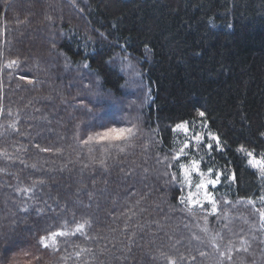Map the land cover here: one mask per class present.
I'll return each instance as SVG.
<instances>
[{"label":"trees","instance_id":"16d2710c","mask_svg":"<svg viewBox=\"0 0 264 264\" xmlns=\"http://www.w3.org/2000/svg\"><path fill=\"white\" fill-rule=\"evenodd\" d=\"M97 92L107 119L140 130L124 152L83 143ZM182 122L203 141L177 161ZM241 146L264 153V0H0V234L35 245L87 220L64 254L89 251L67 264H264V178ZM192 159L219 177L215 214L179 202L171 174ZM217 233L222 249L251 247L219 261Z\"/></svg>","mask_w":264,"mask_h":264},{"label":"snow or ice","instance_id":"6c2138e0","mask_svg":"<svg viewBox=\"0 0 264 264\" xmlns=\"http://www.w3.org/2000/svg\"><path fill=\"white\" fill-rule=\"evenodd\" d=\"M18 64V61L12 60L9 62L7 67H12ZM87 67V65H85ZM21 79H25V77H21ZM32 81L29 80V83ZM97 100L93 107H88V112L92 114L93 119L96 121L95 124L91 125L94 131L91 134L87 135V139L83 140V143L86 145H91L95 143L100 147V149L107 153L112 149H116L119 152H124L126 145H130L139 134V128L136 124L129 122L130 126H118L117 122L109 120L106 118V114L104 113V96L103 93H96ZM94 108L96 110H94ZM11 115V113H9ZM198 115L203 118L205 113L203 111H198ZM205 125H201L204 127ZM9 127L15 128V124H10ZM173 131L183 130L185 134L189 133V123L182 122L175 125L172 129ZM209 136L216 141V146H220V141L218 137L213 136L212 133H208ZM203 139V133H197L194 130V126L192 129V135L189 138L186 135L185 141L183 142V146L179 148L176 156L173 157L175 160H179L181 155L187 156L188 153L185 151L189 147L190 140H194L196 142L197 147L201 146V141ZM207 148L212 149V143H207ZM47 151V149H43ZM239 152L244 153L250 159L248 160V164L257 169L261 178H264V153L260 154L259 159L255 158L254 153L252 151L247 150L243 146L237 149ZM103 163V161H101ZM172 165L169 164V167ZM178 169L181 171L182 179L178 181V177L175 173L171 174V180L173 182H179L182 185H187L189 188H195V191H189L186 195H180L178 197L179 202L185 205H196L201 209L204 208L205 202L211 205V213L215 214L217 210V201L214 195L208 190V186L215 185L219 182V177L216 179H212L210 176L206 175L204 172L200 170V160L192 159L189 164L178 163ZM212 168H208V173H212ZM198 174V181L193 184L192 174ZM231 179H235L234 175ZM24 191H30V189H24ZM261 204H264V196L260 197ZM248 204H252L254 206V201L249 199L247 201ZM22 211L27 212V209L24 208ZM255 211L259 214L260 227L264 229V207L255 209ZM206 219V218H205ZM207 222V221H206ZM15 222L13 221V224ZM86 225H89V221L85 220L83 223H77L74 230L68 229V221H64L59 228L56 229H45L44 233L38 237L35 245H30L26 238H24L21 234H16L15 236H10L8 232L0 234V244L3 246L0 247V257H3L8 264H49V261L45 258V253L48 256L59 255V259L62 264H67V261L72 259L73 255L77 260L80 259L83 253L88 252V249L80 248L79 251H75L74 253H64L67 252V238L70 236L76 235V233L85 234L84 228ZM15 228L11 227L9 232L15 233ZM25 232H31V229H25ZM205 233L208 232V229H203ZM64 238V239H61ZM197 239H199L197 237ZM219 239H222L219 233L212 235L209 237V243L211 244L214 251L218 254L219 261H222L224 258H227L229 261L232 260V252L235 251H243L248 252L251 247V243L249 240L241 238L239 241V247L235 248V242L229 241L228 245L222 249L221 245L217 242ZM255 239V237H254ZM264 243V241H261ZM74 247H79L78 245ZM35 249V250H34ZM208 253L201 251L200 256H207ZM161 256L166 261V264H180L185 257L180 256L179 260L169 256L166 253H161ZM193 260L195 257L192 258Z\"/></svg>","mask_w":264,"mask_h":264},{"label":"rangeland","instance_id":"374dc122","mask_svg":"<svg viewBox=\"0 0 264 264\" xmlns=\"http://www.w3.org/2000/svg\"><path fill=\"white\" fill-rule=\"evenodd\" d=\"M136 79V76H132V78L131 79ZM194 126V130H195V132H197V133H202V131L200 132L199 130H197L196 128V126L195 125H193ZM193 126L191 125V124H189V133H187V134H185L184 132H183V130H182V132H183V135H184V138H186V135L190 138L191 137V135H192V129H193ZM213 134V133H212ZM213 136H215L214 134H213ZM210 138H212L211 136H210ZM194 141V140H193ZM202 141H203V139H202ZM195 142V141H194ZM185 151H186V149H185ZM182 156V155H181ZM256 158V157H255ZM250 159V158H249ZM257 159H259V158H257ZM253 168V167H252ZM253 169H255V168H253ZM255 170H257V169H255ZM206 175H208V176H210L212 179H216V177H215V175H213L212 173H205ZM192 179H193V184H195L197 181H198V179H199V177H198V174H196V173H193L192 174ZM218 184V183H217ZM216 184V185H217ZM215 185V186H216ZM183 187L185 188V191L184 192H186V194L189 192V191H195V188L193 187V188H189L187 185H183ZM210 188H213V186L212 185H209L208 186V190L210 191ZM205 204H208L207 202H205ZM190 207H199V206H196V205H190ZM207 221V222H206ZM203 223L204 224H208L209 223V219H205L204 218V220H203ZM259 223H260V220H259Z\"/></svg>","mask_w":264,"mask_h":264}]
</instances>
